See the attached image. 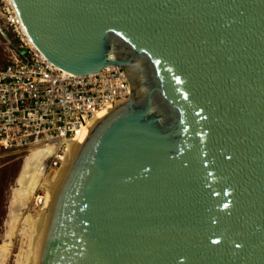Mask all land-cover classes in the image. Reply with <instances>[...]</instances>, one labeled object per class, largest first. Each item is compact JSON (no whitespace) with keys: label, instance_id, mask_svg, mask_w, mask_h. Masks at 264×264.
<instances>
[{"label":"water","instance_id":"1","mask_svg":"<svg viewBox=\"0 0 264 264\" xmlns=\"http://www.w3.org/2000/svg\"><path fill=\"white\" fill-rule=\"evenodd\" d=\"M10 1L54 65L130 89L70 158L35 264H264V0Z\"/></svg>","mask_w":264,"mask_h":264},{"label":"built area","instance_id":"2","mask_svg":"<svg viewBox=\"0 0 264 264\" xmlns=\"http://www.w3.org/2000/svg\"><path fill=\"white\" fill-rule=\"evenodd\" d=\"M0 24L25 48L21 55L6 41L12 53L0 65V149L48 148L47 167H59L68 142L96 111L128 99L127 77L115 65L87 74L60 69L29 41L10 0H0Z\"/></svg>","mask_w":264,"mask_h":264},{"label":"bare ground","instance_id":"3","mask_svg":"<svg viewBox=\"0 0 264 264\" xmlns=\"http://www.w3.org/2000/svg\"><path fill=\"white\" fill-rule=\"evenodd\" d=\"M108 110L109 109H100L96 111L94 116L89 119L85 125L82 126L80 133H78L73 139L68 142L62 163L59 167H47L45 160L50 150L48 148L35 146L30 148V150L26 152V154H28L33 151L26 157L25 165L18 179L17 190L20 196L24 197L23 206L26 207V205H28V203L35 197V190L37 188L39 189L40 187V189H42V192L36 191V193H38V201H42L43 206L35 209L33 214L26 215L23 220L22 218H19L17 225L13 226L9 233V240L17 232H19L22 236V239H24L22 242V247H20L21 251L16 257L15 264L36 263V255L46 216V211L55 187L61 176L63 175L66 167L68 166L70 158L72 157L76 147L82 140L87 130ZM43 166L45 172H54L52 178H48L49 174L47 175L43 171ZM10 242L11 241L7 243ZM5 256L6 255H4L3 262L6 258Z\"/></svg>","mask_w":264,"mask_h":264},{"label":"rangeland","instance_id":"4","mask_svg":"<svg viewBox=\"0 0 264 264\" xmlns=\"http://www.w3.org/2000/svg\"><path fill=\"white\" fill-rule=\"evenodd\" d=\"M6 32L11 41L15 43L16 39L13 33L10 30H6ZM9 49L5 38L0 34V65L6 61ZM30 153L0 149V264L3 262L4 255L6 258L3 264H15L16 257L21 251L20 247H22L24 239L20 233H15L10 240L8 238L12 227L17 225L19 218L23 220L26 215L33 214L35 209L43 206L42 201H38V193H36V191L42 192L40 187V190L38 188L35 190V197L26 207L23 206L24 197L20 196L17 190L18 179L25 165L26 157ZM43 171L45 172L44 166ZM45 173L49 174L48 178H52L54 174V172ZM9 241L11 242L7 243Z\"/></svg>","mask_w":264,"mask_h":264},{"label":"crops","instance_id":"5","mask_svg":"<svg viewBox=\"0 0 264 264\" xmlns=\"http://www.w3.org/2000/svg\"><path fill=\"white\" fill-rule=\"evenodd\" d=\"M9 51H10L9 54L12 53L10 49H9ZM9 54H8V56H9ZM8 56H7V58H8ZM7 58H6V59H7ZM1 65H2V64H1Z\"/></svg>","mask_w":264,"mask_h":264}]
</instances>
